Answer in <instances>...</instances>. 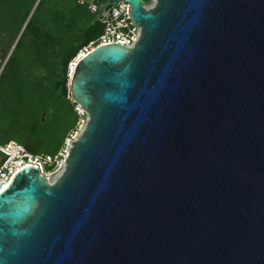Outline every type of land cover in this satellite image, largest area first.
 Wrapping results in <instances>:
<instances>
[{
	"label": "water",
	"instance_id": "1",
	"mask_svg": "<svg viewBox=\"0 0 264 264\" xmlns=\"http://www.w3.org/2000/svg\"><path fill=\"white\" fill-rule=\"evenodd\" d=\"M119 1L139 39L77 61L85 126L0 192V264H264V0Z\"/></svg>",
	"mask_w": 264,
	"mask_h": 264
},
{
	"label": "trees",
	"instance_id": "2",
	"mask_svg": "<svg viewBox=\"0 0 264 264\" xmlns=\"http://www.w3.org/2000/svg\"><path fill=\"white\" fill-rule=\"evenodd\" d=\"M107 3L94 0L93 13L87 0H0V145L60 153L83 120L70 97L69 67L103 34Z\"/></svg>",
	"mask_w": 264,
	"mask_h": 264
},
{
	"label": "built area",
	"instance_id": "3",
	"mask_svg": "<svg viewBox=\"0 0 264 264\" xmlns=\"http://www.w3.org/2000/svg\"><path fill=\"white\" fill-rule=\"evenodd\" d=\"M87 1L91 12L96 13L98 9L93 4L94 0ZM143 6L144 8H147L145 5ZM130 12V5L123 1L113 4L109 9L106 7L103 8L99 14V21L104 25L103 34L95 42L90 43L84 48L73 63L70 64L69 79L77 61L93 49L111 44L125 48H132L136 44L140 36V27L135 26V22L132 20ZM77 110L81 116H84V112L80 108ZM84 126L85 121L82 120L78 125L77 130L65 140L62 150L56 157L42 154H30L15 143L0 145V188H4V185H8L14 175L27 166L36 168L39 174L46 179L47 175L63 170L64 160L68 151L70 150L72 143L80 135ZM51 166H54V170L49 172L47 168H50Z\"/></svg>",
	"mask_w": 264,
	"mask_h": 264
},
{
	"label": "rangeland",
	"instance_id": "4",
	"mask_svg": "<svg viewBox=\"0 0 264 264\" xmlns=\"http://www.w3.org/2000/svg\"><path fill=\"white\" fill-rule=\"evenodd\" d=\"M108 2H109V0H108ZM107 4H108V3H107ZM107 4H106L104 7H106ZM151 6H153V0H150V3L147 4V5H145V7H147V8H149V7H151ZM76 110H77V109H76ZM78 113H79V111H78ZM80 116H81V115H80ZM82 117H83V121H86V116H85V114H84V116H82ZM81 121H82V120H81ZM81 121H80V123H81ZM80 123H79V124H80ZM61 171H62V170H61ZM61 171H58L57 173H52V174H50V175H47V180H48V182H49V183H53V182L59 177Z\"/></svg>",
	"mask_w": 264,
	"mask_h": 264
},
{
	"label": "snow or ice",
	"instance_id": "5",
	"mask_svg": "<svg viewBox=\"0 0 264 264\" xmlns=\"http://www.w3.org/2000/svg\"><path fill=\"white\" fill-rule=\"evenodd\" d=\"M8 185H4V188H0V192H3L5 188H7Z\"/></svg>",
	"mask_w": 264,
	"mask_h": 264
}]
</instances>
